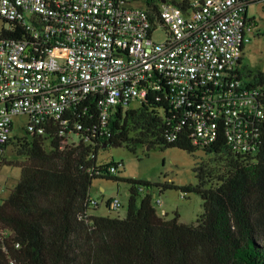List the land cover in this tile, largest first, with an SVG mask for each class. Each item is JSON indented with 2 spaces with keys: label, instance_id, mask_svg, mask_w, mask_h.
Masks as SVG:
<instances>
[{
  "label": "trees",
  "instance_id": "obj_1",
  "mask_svg": "<svg viewBox=\"0 0 264 264\" xmlns=\"http://www.w3.org/2000/svg\"><path fill=\"white\" fill-rule=\"evenodd\" d=\"M25 35L15 25L0 30V37ZM240 62L229 72L230 80L254 92L262 110L252 121L249 151L229 147L222 113L217 138L207 145L194 142L193 116L203 97L196 89L180 108L171 105L166 89L149 93L137 107H115L105 123L99 118V97L88 95L83 108L46 120L41 131L25 130L24 136L9 139L0 147V163L20 166L21 175L0 200V264H264V71L247 70L244 78ZM197 87L209 94L219 91ZM9 144L22 160L4 158ZM136 145L190 154L202 150L208 157L194 164L197 183L180 187L119 177L122 163L97 161L107 146L133 150ZM96 178L129 185L124 218L89 214L96 207L89 195ZM143 186L197 193L203 212L190 224L179 221L178 213L167 219L152 205L155 193L138 200Z\"/></svg>",
  "mask_w": 264,
  "mask_h": 264
},
{
  "label": "built area",
  "instance_id": "obj_2",
  "mask_svg": "<svg viewBox=\"0 0 264 264\" xmlns=\"http://www.w3.org/2000/svg\"><path fill=\"white\" fill-rule=\"evenodd\" d=\"M256 1L0 0V17L26 32L20 40L0 37V147L14 116H26V131H41L46 120L83 108L91 95L99 97L105 123L115 107L140 104L149 93L166 89L180 108L196 89L203 97L193 116L194 142L217 138L222 113L229 147L249 151L261 106L229 72L250 39L254 20L247 9ZM159 29L161 42L152 37ZM119 206L109 199V209Z\"/></svg>",
  "mask_w": 264,
  "mask_h": 264
},
{
  "label": "rangeland",
  "instance_id": "obj_3",
  "mask_svg": "<svg viewBox=\"0 0 264 264\" xmlns=\"http://www.w3.org/2000/svg\"><path fill=\"white\" fill-rule=\"evenodd\" d=\"M247 15L254 20L250 39L244 43L242 58L238 68L243 75L247 70L264 71V0H259L248 5ZM7 24L0 17V30L6 28ZM153 39L161 42L165 38L164 29H159L153 33ZM244 78L245 75H243ZM139 103L133 101L129 107H137ZM13 128L10 131V139L22 137L26 134L25 125L27 118L24 115L14 116ZM78 140L77 136H74ZM4 158L7 161H20L22 158L16 156L12 151V145L6 146ZM208 156L197 150L190 154L178 148L161 149L158 146L147 148L145 145H136L133 150L126 147L107 146L99 150L97 161H115L123 164L116 173L119 177L136 180L149 181L151 184L169 183L175 186L195 185L197 178L193 172L194 164L199 159ZM21 175V168L18 165L0 163V200L6 199L10 190L16 186ZM129 185L123 181H113L103 178L93 179L89 189L90 197L98 205L89 209V214L99 216H111L124 218L127 212ZM146 192L155 197L152 198V205L160 215L166 214L167 219L173 218L175 213L179 214V221L184 223H194L197 217L203 212L202 199L197 193H185L179 189H165L162 192L157 187H141L139 196H144ZM118 199L120 206L116 209H109L106 202L109 199ZM156 198L161 199V205L156 203ZM164 214V215H165Z\"/></svg>",
  "mask_w": 264,
  "mask_h": 264
},
{
  "label": "crops",
  "instance_id": "obj_4",
  "mask_svg": "<svg viewBox=\"0 0 264 264\" xmlns=\"http://www.w3.org/2000/svg\"><path fill=\"white\" fill-rule=\"evenodd\" d=\"M98 205V204H97Z\"/></svg>",
  "mask_w": 264,
  "mask_h": 264
}]
</instances>
